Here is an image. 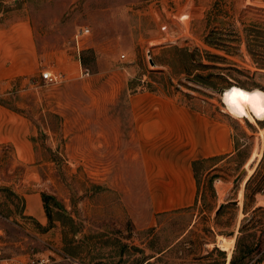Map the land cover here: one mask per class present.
Here are the masks:
<instances>
[{"label": "rangeland", "instance_id": "obj_1", "mask_svg": "<svg viewBox=\"0 0 264 264\" xmlns=\"http://www.w3.org/2000/svg\"><path fill=\"white\" fill-rule=\"evenodd\" d=\"M5 9L9 21L31 22L41 73L57 57L59 82L40 74L0 98L34 145L31 164L0 146V264H264V122L233 118L221 99L264 91V0H21ZM144 90L227 128L230 152L194 166L189 207L159 212L156 182L131 163L133 151L114 146V121L128 109L120 94ZM33 192L46 202L45 226L23 215ZM219 237L234 238L230 253Z\"/></svg>", "mask_w": 264, "mask_h": 264}, {"label": "crops", "instance_id": "obj_2", "mask_svg": "<svg viewBox=\"0 0 264 264\" xmlns=\"http://www.w3.org/2000/svg\"><path fill=\"white\" fill-rule=\"evenodd\" d=\"M10 1L21 0H0L1 99L11 95L10 88L16 82L24 87L30 84L32 77H40L41 69H44L31 22L26 18L9 21L10 14L5 8ZM84 44L82 42V49ZM75 60L78 61L76 57ZM78 62L80 64V60ZM49 64L51 71L56 72L57 57ZM120 96H127L128 109L123 111V121L121 116L119 123L114 121V130L118 125L120 134L114 146L118 143V146L133 151L131 163L136 164V159L144 167L146 181L156 182L159 190L152 198L157 199L155 204L159 212L189 207L198 192L194 177L196 162L214 157L223 149L228 148L226 153L230 152L231 142L223 141L228 137L226 126L218 128L209 116L180 104L171 96L145 90ZM29 136L24 117L0 103V146H12L16 152L20 151L24 163L31 164L34 145ZM24 201L23 215L45 226L47 216L43 196L35 192L25 194Z\"/></svg>", "mask_w": 264, "mask_h": 264}, {"label": "bare ground", "instance_id": "obj_3", "mask_svg": "<svg viewBox=\"0 0 264 264\" xmlns=\"http://www.w3.org/2000/svg\"><path fill=\"white\" fill-rule=\"evenodd\" d=\"M224 93L225 91L221 99L225 111L230 116L239 120H247L252 124H256L258 121H264V91L259 89L245 91L233 90L226 93L225 96ZM234 243V238H218V246L228 253L232 251Z\"/></svg>", "mask_w": 264, "mask_h": 264}, {"label": "built area", "instance_id": "obj_4", "mask_svg": "<svg viewBox=\"0 0 264 264\" xmlns=\"http://www.w3.org/2000/svg\"><path fill=\"white\" fill-rule=\"evenodd\" d=\"M90 30L89 29H84L78 32V34L75 36V44L77 47L78 51H81V46H82V40L84 37L88 36ZM43 80L45 82H48L49 84H57L59 82V76H57L55 73L52 71H46L42 72L41 74ZM47 260L46 259H39L37 262L32 261L31 264H46Z\"/></svg>", "mask_w": 264, "mask_h": 264}, {"label": "water", "instance_id": "obj_5", "mask_svg": "<svg viewBox=\"0 0 264 264\" xmlns=\"http://www.w3.org/2000/svg\"><path fill=\"white\" fill-rule=\"evenodd\" d=\"M222 93V92H221ZM256 161V158H254L252 161H250L248 165V167L244 166V168L241 170V172L239 173V175L236 177V179L234 180V185H237L248 173V170L252 168L254 162ZM229 204L235 205L237 207H239L240 204V198H238V200L234 201V202H229ZM223 208V206L221 207Z\"/></svg>", "mask_w": 264, "mask_h": 264}, {"label": "trees", "instance_id": "obj_6", "mask_svg": "<svg viewBox=\"0 0 264 264\" xmlns=\"http://www.w3.org/2000/svg\"><path fill=\"white\" fill-rule=\"evenodd\" d=\"M244 91H245V90H244ZM45 203H46V202H45ZM46 210H48L47 207H46Z\"/></svg>", "mask_w": 264, "mask_h": 264}, {"label": "flooded vegetation", "instance_id": "obj_7", "mask_svg": "<svg viewBox=\"0 0 264 264\" xmlns=\"http://www.w3.org/2000/svg\"><path fill=\"white\" fill-rule=\"evenodd\" d=\"M226 93H227V92H226ZM226 93H225V94H226ZM225 94H224V96H225Z\"/></svg>", "mask_w": 264, "mask_h": 264}]
</instances>
